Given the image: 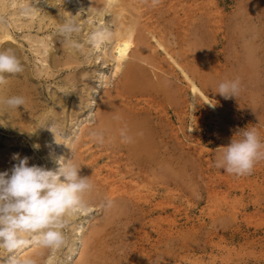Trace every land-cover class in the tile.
Instances as JSON below:
<instances>
[{
	"label": "rangeland",
	"instance_id": "1",
	"mask_svg": "<svg viewBox=\"0 0 264 264\" xmlns=\"http://www.w3.org/2000/svg\"><path fill=\"white\" fill-rule=\"evenodd\" d=\"M23 1L30 7H13L9 0L8 11L0 10V27L12 36L0 43V50H13L24 67L22 73L6 74L11 86L6 83L0 90L5 93L9 88V97H26L25 107L10 109V118L22 126V134L12 131V120L0 117L4 122L0 124V172L10 171L18 163L12 158L16 153L21 158L29 157V166L56 169L55 159L62 151L68 159L75 156L73 148L82 135L80 131L99 124L96 115L100 107L95 101L104 93L101 85L109 82L112 104H117L120 97L118 80L112 79V63L103 54L111 49L110 42L107 38L99 43L90 39L97 32L112 35L116 28L112 23L114 13L109 10L100 23L97 17L102 11L81 6L75 0ZM129 1L143 5L145 18L146 14L154 17L157 35H163L183 66L198 71L195 81L215 106L194 100L179 70L168 76L173 88L168 96L175 99L171 103L172 99L162 92L135 84L139 87L136 91L146 90L151 93L148 96H153L126 95L133 98L128 100V108H135L140 117L151 110L147 127L154 148L133 156L127 143L122 139L119 144L113 143L105 129L99 130L106 139L103 145L89 135L87 146L80 151L85 161L83 175L94 185L90 193L98 195L96 202H91L93 208L86 212L87 205L69 218L63 230L67 239L63 247L34 244L20 255L44 248L45 254L34 259L35 264H77L89 239L88 264H264V161L247 176L231 175L215 167L219 148L227 146L239 130L256 127L264 138V0ZM35 11L40 12L31 19ZM13 14L21 19L19 27L13 24ZM52 17L59 20L56 26L50 21ZM67 19H75L79 33L68 37L60 31ZM70 40L79 48L70 49ZM150 42L151 47L156 46L152 39ZM250 46L254 63L248 64ZM70 55L78 56V65L53 70L54 58L67 64ZM156 55L160 61L165 59L163 51H156ZM236 78L241 81L237 98L225 99L214 93L220 82ZM138 82L135 79L134 83ZM177 87L183 90L182 98ZM62 98L66 99V109L60 105ZM52 131L61 144L55 142ZM112 167L128 180L134 179L143 191H149L151 199L133 203L127 200L124 206L113 202L107 207L102 179ZM170 217L174 218L173 231L169 228ZM7 255L0 251V264H5Z\"/></svg>",
	"mask_w": 264,
	"mask_h": 264
},
{
	"label": "bare ground",
	"instance_id": "2",
	"mask_svg": "<svg viewBox=\"0 0 264 264\" xmlns=\"http://www.w3.org/2000/svg\"><path fill=\"white\" fill-rule=\"evenodd\" d=\"M7 2H9V0H0V7H2V8H0V10L6 11V12L8 11V7L6 5ZM75 2L80 3L79 5H81V6H86L87 5V6H90L91 8H93L96 11H102L101 15L99 17H97V19L99 18L98 20H99L100 23H102L103 20H104L103 19V15L105 13H108L109 10H110V12L114 13V15L116 16L115 21H112V23H114V25L116 27L114 32L112 33L111 36L105 35V38L108 39V42H110L109 44H111L112 47H111L110 50H105V53H103V54L105 55V58L108 59V61L110 63H112V67H113V72H112L113 78L112 79L113 80L115 79L116 81L118 80L119 84H118V86L116 85L117 86L116 89H117V94H119L120 97H119V102L117 104H114V103L112 104L111 103L112 92H111L110 89H108L109 82L108 81L106 82L104 80L105 82L101 85V87H104V90H103L104 93H103L102 97H100L101 99L100 98H97V99L95 98L96 99L95 105L100 107L99 110L97 111V115H96L97 118L95 117L96 119H98V123L99 124H97V126L94 127V128H88V127H85V126H84L85 128H83V129L81 128L82 131H80V132H81L82 135L80 136L79 142L76 145V147L73 148L74 152H75L74 153V155H75L74 156V162L81 166V175L84 176L83 173H84V169H85L84 168L85 167L84 166V162L85 161H84V158H82V153H81L80 150L83 149L84 146L87 144L86 139L90 135V133L93 132V131H99L101 129H105L106 132H107L105 134H108L109 137L114 140L113 143L119 144L120 143V139H121V135H120L121 130L122 129H126L127 134L132 137V142L131 143H127V146H128L127 150L130 153L132 152L133 156L144 155L145 153L150 152L152 150V148H154V143L155 142L154 143L152 142L154 140V138L152 140V138H151L152 136H150V134L148 132L149 127H147V124L149 123V120L152 119L150 117L151 110H149L147 112V116L140 117V115H138L139 113L138 114L136 113L137 110H135V108H132V107L128 108L129 105L131 104L130 102H128V100L132 101L133 98L126 97V95H130V96L133 95L134 98H135L137 96H142V97L145 96L146 97V96H148V93H149L146 90L145 91H141V90L140 91H138V90L136 91V88H139V87L136 86V88H135V84L139 85V83H141L144 87L147 88V90H150V91L156 90L158 92L160 91L165 96L169 97L170 96L169 92L171 93L173 88L171 87L172 80H169L168 76L169 75H173L175 72H177V70H179L181 76L183 77V80L185 81L186 84H188L190 93H192V97L194 98V100H199V101L205 102V104L207 103L208 105H210V107H213L212 106L213 104L211 103L210 97L207 96V94L205 93L204 89L199 87V85L195 81V73L197 74L198 71L196 72V71H193L191 69H188L185 66H183V64H181V62L178 61V59H177L178 57H176L177 56L176 53L171 52L169 47H167L165 39L162 37L163 35L162 36L157 35L158 26L156 25V23H154V21L152 22L154 17H152V16L149 17V15L146 14L147 17L145 18V15H144V13L142 11V8H143L142 6L143 5L142 6H137L138 5L137 3L139 1L137 3L134 2L135 5H134L133 2H131L129 0H75ZM178 2H180V1L178 0ZM18 5H21V6L25 5L26 8L30 7L26 1H23V0H12L11 6L14 7V6H18ZM178 6H179V4H178ZM144 8H146V7H144ZM148 8H150V7H148ZM201 9H203V8L201 7ZM51 11H53V10H51ZM211 11H212V9H211ZM39 12L35 11L34 14L32 16H30L31 19L37 17ZM148 13H150V12H148ZM49 14L51 15V13H49ZM160 15H162V14H160ZM189 16L191 17V15H189ZM45 17H48V14ZM55 18H57V17H55ZM55 18L52 17L50 19V21H51L52 24L55 23V26H56L57 22L59 20H58V18L57 19H55ZM11 19L13 20V22H14L13 24L15 26H18V27L20 26V25H18V23H21V19L18 17L17 14L11 15ZM158 21L160 23L161 19L158 20ZM193 22H195V21L193 20ZM163 31H165V33H166V30H163ZM149 34L152 35L151 39L155 42L156 46H152L151 47V42H150L151 39H149ZM159 34H161V33H159ZM11 39H12V36L10 35L9 31H7L4 28L0 27V43L8 41V40H11ZM169 45L170 44H168V46ZM252 47L253 46H250L249 49H248L249 51H248V55H247V58H246V62L248 61V64L249 63L250 64L254 63L253 60H252L253 59V55H254V51H253ZM156 51H163L164 52L165 59H163V61H160V59L157 57L158 55H156ZM69 60L70 61L67 64H62L61 62H59L58 60H56L54 58L53 70L59 69L61 67L62 68H64V67H74L73 65H78L79 64V61H77L78 60V56L77 55H73V56L70 55L69 56ZM136 60L139 61L140 63L142 62L143 64H145L146 67L142 66L139 62H136ZM43 62H47V61L44 60ZM47 70H48V68H47ZM135 79L138 80L139 82L138 83H134ZM7 84L10 85V83H7ZM206 84H207V86L209 88H211L210 83L207 82ZM8 85H7V87H8ZM12 87L14 88V86H12ZM13 88H12V90H13ZM142 88L143 87H140V89H142ZM0 89H2V88H0ZM8 89H6L7 92H5V93L1 92V90H0V101H2L3 99H6L7 97H9ZM177 89H178V91H176V92L178 93V96H179V95H181L180 92H181L182 89L179 88V87H177ZM9 91L11 92V89ZM21 93H23V92H21ZM149 94H151V93H149ZM173 94L175 95V93H173ZM173 94H171V95H173ZM67 95H69V94L67 93ZM67 95H65V98L68 97ZM182 96L183 95H181V98H182ZM150 97H153V96H150ZM115 98H117V97H115ZM162 98H164V97L162 96ZM124 99H126V100H124ZM169 99H172V98L169 97ZM179 99L180 98H178V100ZM146 100H150V98L149 99L147 98ZM173 100L175 101V99H172V100H170V103L174 102ZM112 102H113V100H112ZM143 104H145V103H143ZM194 104L195 103H192V106ZM60 105L64 109H66V107H68L66 99H63V101L60 102ZM151 106H153V105H151ZM141 107H143V106H141ZM141 107H139V108H141ZM212 109L215 110L214 108H212ZM163 111H165V110H163ZM10 115H11V110L9 108H7L3 103H0V117L1 118L3 117L4 120H8V122H9L10 120H12V118H10ZM141 115H143V114L141 113ZM117 116L120 117L119 120L115 119V117H117ZM148 118H149V120H148ZM15 122L13 120L11 122L12 131H14V133L22 127L19 124H18L19 126L16 125ZM32 129H33V127H32ZM190 130H192V129H190ZM18 132H20V130ZM30 132H31V130H30ZM26 133H28V132H26ZM141 133H142V135H141ZM191 133H192V131H191ZM36 135H38V138L41 136V134H38V133H35V136ZM118 147H119V145H118ZM69 148H70V146H69ZM61 156H63L65 159H68V154L65 151L64 152L62 151V154L60 155V157ZM46 166H48V165H46ZM109 169H111L110 172H109V175L107 174L108 176H105V178L102 179V182L106 186L105 189H106V195H107L108 199H111L114 203L115 202L121 203L120 204L121 206H124L123 204H124V202L127 203L128 202L127 200H129V202L133 203V201L134 202L135 201L141 202V201H144V200H145V202L146 201L148 202L151 199L152 194L149 191L148 192L143 191L144 188L141 189L142 187L140 185H138V183H136L134 179L128 180L125 176H123L121 174L120 171L115 170L116 168H114V167L109 168ZM153 184H154V182H153ZM99 195H101V194H99ZM85 199H86L87 205H88L87 209L85 208L86 209L85 211L87 212V211H89L90 208L91 209L93 208V207H91L92 206L91 202H96L95 200L98 199V195L91 194V193L89 194L88 193V194H86ZM173 219L171 217L169 218V228L171 229V231H173L174 225H175ZM89 248H90V243H89V239H87L84 242V248H83L82 252L80 253L81 254L80 255V259L78 260L77 264H88V263H90L89 262L90 261V258H89L90 249ZM30 251L29 252L26 251L27 252L26 254L24 252V256L23 257L24 258H30V259H32L34 261V259H39L42 255L45 254V249L44 248H40V250H36L33 253L30 252Z\"/></svg>",
	"mask_w": 264,
	"mask_h": 264
},
{
	"label": "clouds",
	"instance_id": "3",
	"mask_svg": "<svg viewBox=\"0 0 264 264\" xmlns=\"http://www.w3.org/2000/svg\"><path fill=\"white\" fill-rule=\"evenodd\" d=\"M60 31L71 37L73 33H79L80 28L75 19H67ZM105 35L97 32L90 39L99 43ZM69 48H79V45L70 40ZM23 71V64L13 50H0V86L7 83L6 74L11 76ZM240 91L241 81L236 78L220 82L214 93L231 99L237 98ZM0 103L9 109H18L26 106V98L13 95ZM53 133L55 142L61 144ZM90 135L99 145L105 143L102 131H93ZM120 135L122 142H132L126 129H122ZM219 149L215 167L231 175H251L256 165L264 161V138L256 127L239 130L227 146ZM12 158L18 163L10 171L0 172V251L8 253L5 264H35L20 253L34 244L63 247L67 242L63 230L72 215L87 207L85 196L93 191L94 185L89 177L81 175V166L74 162V156L71 159L56 158V169L29 166V157L21 158L18 153ZM112 205L111 199L106 200L107 207Z\"/></svg>",
	"mask_w": 264,
	"mask_h": 264
}]
</instances>
